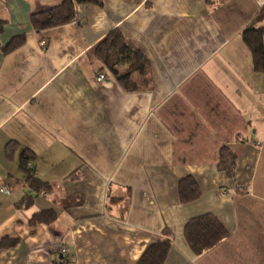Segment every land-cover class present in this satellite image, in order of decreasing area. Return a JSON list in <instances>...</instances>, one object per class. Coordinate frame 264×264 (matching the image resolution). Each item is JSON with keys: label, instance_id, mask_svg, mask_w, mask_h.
<instances>
[{"label": "crops", "instance_id": "obj_1", "mask_svg": "<svg viewBox=\"0 0 264 264\" xmlns=\"http://www.w3.org/2000/svg\"><path fill=\"white\" fill-rule=\"evenodd\" d=\"M64 1L0 0V243L15 241L0 264H61V247L69 264H137L166 230L165 264H264V76L242 40L264 0H102L33 28ZM114 30L148 61L128 81L137 90L96 56ZM224 146L233 177L219 168ZM26 149L48 194L27 185ZM188 176L201 197L183 204ZM40 212L52 221L31 225ZM204 214L229 235L195 255L184 229Z\"/></svg>", "mask_w": 264, "mask_h": 264}, {"label": "trees", "instance_id": "obj_2", "mask_svg": "<svg viewBox=\"0 0 264 264\" xmlns=\"http://www.w3.org/2000/svg\"><path fill=\"white\" fill-rule=\"evenodd\" d=\"M211 3L212 0H206ZM101 6L102 0H65L60 6L32 15L31 25L37 31L65 25L75 20L77 7L81 5ZM256 24H264V7L256 15L253 24L242 33V40L252 55L253 69L256 73L264 76V25L256 27ZM23 37L14 38L6 47L5 52H10L23 44ZM96 56L103 65L118 78L127 89L137 90L138 87L128 86V81L133 73L142 76L148 74L149 65L143 54L132 47L124 36L114 30L109 33L96 47ZM13 150L9 152L11 157ZM33 159L30 150H24L20 158L21 169L25 172L27 185L30 190L37 193H49L50 188L35 178V170L30 169V162ZM236 155L230 148L224 146L220 150L219 168L229 177H233L236 167ZM178 194L181 203L188 204L197 201L201 197V190L198 183L190 176L185 177L179 183ZM28 205L23 202L21 206ZM51 212H40L35 214L31 225L48 224L52 221ZM229 233L221 221L212 214H204L191 219L185 226L184 236L195 255L215 248ZM163 238L152 244L145 251L137 264H165L173 244V234L166 230ZM14 240L4 239L0 248L12 247ZM66 259H69L67 257ZM69 264V261L67 262Z\"/></svg>", "mask_w": 264, "mask_h": 264}, {"label": "built area", "instance_id": "obj_3", "mask_svg": "<svg viewBox=\"0 0 264 264\" xmlns=\"http://www.w3.org/2000/svg\"><path fill=\"white\" fill-rule=\"evenodd\" d=\"M41 46H45L44 43H41ZM106 80V76L104 74H98L97 77H96V81L98 83H102ZM258 146H260V143H258ZM30 169L33 170L34 169V166L33 165H30ZM1 192L4 193V194H7V195H10L11 191L7 188V187H4L1 189ZM57 253H59L61 256H62V259L60 260V263L61 264H67V257H69L70 255V252L68 251L67 248L65 247H61V248H58L56 250Z\"/></svg>", "mask_w": 264, "mask_h": 264}]
</instances>
